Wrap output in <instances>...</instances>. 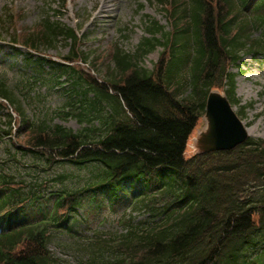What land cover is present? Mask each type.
I'll return each instance as SVG.
<instances>
[{"label": "trees", "instance_id": "1", "mask_svg": "<svg viewBox=\"0 0 264 264\" xmlns=\"http://www.w3.org/2000/svg\"><path fill=\"white\" fill-rule=\"evenodd\" d=\"M261 3L257 20L262 34L257 38L236 0H172L171 30L147 27L151 38H144L135 54L113 49L114 66H108L107 81L82 78L83 85L75 86L79 106L74 116L84 124L81 129L55 125L31 131L30 148L88 170L86 186L76 189L73 199L77 194L78 200L97 195L106 184L116 185L127 177L154 185L163 182L157 171L170 174L160 195L147 201L182 204L175 216L169 210L160 212L170 217L165 223L170 225L131 230L114 245L87 244L85 264H245L256 253L255 242L264 244V141L248 139L230 151L183 156L207 89L226 84L231 101L239 102L227 68L240 51L264 48V0ZM40 26L27 43L52 46L57 27ZM65 38L77 39L70 29ZM156 46L162 47V54L149 70L140 58ZM181 46L191 47L192 56L189 91L177 94V87L171 89L164 77L177 69ZM21 122L25 129L30 125L27 119ZM180 195L188 199L175 201ZM45 231L42 225L28 227L18 236V252L11 254L13 237L8 248L0 250L4 263L51 264Z\"/></svg>", "mask_w": 264, "mask_h": 264}, {"label": "rangeland", "instance_id": "2", "mask_svg": "<svg viewBox=\"0 0 264 264\" xmlns=\"http://www.w3.org/2000/svg\"><path fill=\"white\" fill-rule=\"evenodd\" d=\"M101 6L105 10L98 13ZM46 9L54 10L63 23L75 29L81 26L79 49L88 54V58L87 63L80 65L100 78L105 76L108 66H112L111 46L117 44L123 50L134 52L143 36L146 35L144 30L146 25L151 24V21L170 27L167 19L168 12L157 0H0V18L4 19L0 24V46L3 45L0 55L10 50V38L36 26L41 13ZM40 51V54L35 52L34 55L60 61L61 57L68 54L69 45L59 41L53 47L42 48ZM159 52L160 49L157 48L143 57L142 65L149 68L153 66L159 57ZM19 59V56L7 58V62L18 64ZM241 63L238 69H234L238 70L235 91L240 99L235 110L247 124L250 136L264 139V58L254 59L245 56ZM4 71L10 81L14 80L15 73L12 74L5 63H0V73ZM15 91L20 93L19 88ZM33 92L35 100L32 101L31 110L37 107L38 110L52 112L51 110L61 100L60 94L46 87L38 86ZM39 95H43L42 101L37 100L40 98ZM249 102L253 103L251 107H243ZM55 121L74 130L80 128L79 123L72 117L66 120L56 117ZM191 148L190 145L186 151L187 156L191 155ZM58 170L52 169L47 173L55 174ZM130 209L121 205L116 209H103L96 219L89 222L88 226L92 228L88 232L79 226L83 233L82 237L84 238L85 234L91 236L97 230L109 234L118 233L123 228L122 220L129 215L136 216L140 220L147 217L144 210L140 211L139 215L134 211L132 214L125 215ZM68 236L62 237L58 242L54 241L51 244V250L62 259L71 262L72 255L64 254L63 250L68 248V244L75 241L78 235L70 232Z\"/></svg>", "mask_w": 264, "mask_h": 264}, {"label": "water", "instance_id": "3", "mask_svg": "<svg viewBox=\"0 0 264 264\" xmlns=\"http://www.w3.org/2000/svg\"><path fill=\"white\" fill-rule=\"evenodd\" d=\"M207 129L201 133L197 147L201 151L231 148L246 137V131L232 112L226 98L216 91L206 102Z\"/></svg>", "mask_w": 264, "mask_h": 264}, {"label": "bare ground", "instance_id": "4", "mask_svg": "<svg viewBox=\"0 0 264 264\" xmlns=\"http://www.w3.org/2000/svg\"><path fill=\"white\" fill-rule=\"evenodd\" d=\"M105 9H104V7L103 6H101V8L99 9V12L98 13H102V11H104ZM249 132V131H248Z\"/></svg>", "mask_w": 264, "mask_h": 264}]
</instances>
